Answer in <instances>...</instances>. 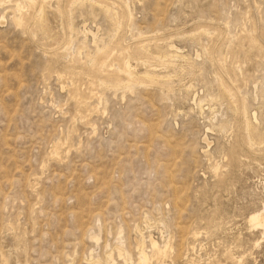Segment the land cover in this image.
<instances>
[{
  "label": "rangeland",
  "instance_id": "obj_1",
  "mask_svg": "<svg viewBox=\"0 0 264 264\" xmlns=\"http://www.w3.org/2000/svg\"><path fill=\"white\" fill-rule=\"evenodd\" d=\"M71 1H0V264H264V0Z\"/></svg>",
  "mask_w": 264,
  "mask_h": 264
},
{
  "label": "bare ground",
  "instance_id": "obj_2",
  "mask_svg": "<svg viewBox=\"0 0 264 264\" xmlns=\"http://www.w3.org/2000/svg\"><path fill=\"white\" fill-rule=\"evenodd\" d=\"M2 1V0H0ZM11 1V0H10ZM50 0H41V4H40V11H43L44 9V6L46 3H48ZM89 2L91 4V7L93 6H97L101 12H104L106 15H108L109 13V5L108 4H103L102 0L99 2L97 0H72L71 1V4H70V8L73 6V4L75 3H83V2ZM1 4V3H0ZM18 4V3H17ZM2 5V4H1ZM39 5V4H38ZM128 8H129V5H128ZM57 10V12H60V9L58 6H56V8H54ZM132 15L130 9H129V17ZM68 16V15H66ZM117 16V15H116ZM3 18V17H2ZM117 18V17H116ZM114 19V18H113ZM132 19V16L130 18V20ZM129 20V22H130ZM17 21V20H16ZM23 21V20H22ZM72 22V21H71ZM67 28L69 31H73L74 28L72 26L71 23H68L67 25ZM120 29L119 28L117 30V33L120 32ZM200 31H203V32H209V30L205 29V28H200L199 29ZM76 34L78 35V33L82 36V40H81V46L82 47H86L85 45V42H84V39L87 37V35H90L91 36V39H92V45L94 46V49L89 51L86 56L89 60L88 63H90L92 66L94 65H98V69L99 71H106L107 70V60L105 59H102V61H98L97 60V56L103 52H105V50L107 49L108 47V44H98L97 43V33H94L92 32L91 30H87L85 27L82 29V30H76L75 31ZM130 37H134V34H132V31H130ZM194 32L190 33L189 35H194L193 34ZM142 38V37H140ZM158 41V40H157ZM156 42V41H154ZM251 42V41H250ZM148 46V45H146ZM168 46V45H167ZM168 49V47H166ZM169 48L171 50H174L175 52H178L179 49L177 47H175L173 44H169ZM115 52V51H114ZM120 52V50H119ZM171 52V51H170ZM143 56V55H142ZM169 56H173L172 53L169 54ZM178 56V55H177ZM181 57H185L184 55H179ZM196 56H198V54L196 53ZM154 56H152L153 58ZM108 58V57H107ZM118 60V59H117ZM149 60V59H147ZM151 60V59H150ZM168 60V59H167ZM142 62V61H141ZM146 63V61H145ZM112 65V64H111ZM149 65V64H148ZM89 68V67H88ZM153 68V67H152ZM112 69H115V71L118 73V74H122L125 76V79H121V78H115V79H112V80H105V79H98V84L101 86V85H106V86H110V87H113V88H121L123 91H126V90H131L133 89L135 86L139 85H143L145 81H150V80H153L154 78H160L162 77V75H160L159 73H157L154 70L150 71V70H145L144 72L142 73H137L136 72V68L132 67L130 61H129V58H125L123 59V61L121 62H117L116 64H114V68H111ZM93 70V69H92ZM104 74V73H103ZM158 81V80H157ZM151 82V81H150ZM156 82V80H155ZM148 84V83H147ZM225 88V87H224ZM74 96V95H73ZM75 98V97H74ZM82 101V99L80 100ZM200 99L198 100V103H200ZM81 106V105H80ZM76 107V106H75ZM238 109V108H237ZM236 109V110H237ZM81 110V109H80ZM92 111V110H91ZM240 111V110H239ZM243 112H244V126L246 128V131H247V141L248 143H252L254 141V138H253V131L252 130H255L257 128V120H256V116H255V112L251 113V116H247L246 114V110H245V104L243 103ZM78 113V112H77ZM91 114V113H90ZM89 114V115H90ZM88 117V116H87ZM84 118V117H83ZM253 119V121H252ZM255 122V124H254ZM219 128L222 129L224 128V125L223 124H219ZM204 140L206 142V146H208V142L206 140V137H204ZM59 142V141H58ZM60 145V144H59ZM204 152H207V151H204ZM217 166H215L216 168ZM247 222L249 223V225L251 226V228L253 229H258L260 230V234H261V238L264 239V202L261 204L260 208L257 209L256 211H253L252 213H250L248 216H247ZM258 243V241H257ZM150 246H151V249L153 250L152 254L151 255H148L146 252H144L143 250H140V253H139V262L138 264H149V261H150V256H163L165 253H166V250L167 248V245H164V246H159V244H157L156 241L150 239ZM3 256V254H2ZM1 256V257H2ZM110 259H112V256L111 254H109L108 256ZM6 258V257H5ZM234 259V258H233ZM240 261L241 259H239L237 262L238 264H240ZM151 262V261H150ZM90 264H95L94 262H90ZM106 264V263H105Z\"/></svg>",
  "mask_w": 264,
  "mask_h": 264
},
{
  "label": "built area",
  "instance_id": "obj_3",
  "mask_svg": "<svg viewBox=\"0 0 264 264\" xmlns=\"http://www.w3.org/2000/svg\"><path fill=\"white\" fill-rule=\"evenodd\" d=\"M260 183H261V181H260Z\"/></svg>",
  "mask_w": 264,
  "mask_h": 264
}]
</instances>
